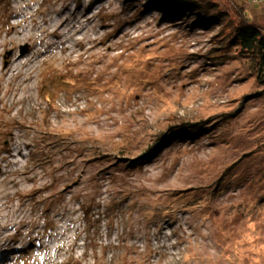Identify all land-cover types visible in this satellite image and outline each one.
<instances>
[{
  "label": "rangeland",
  "instance_id": "rangeland-1",
  "mask_svg": "<svg viewBox=\"0 0 264 264\" xmlns=\"http://www.w3.org/2000/svg\"><path fill=\"white\" fill-rule=\"evenodd\" d=\"M252 4L0 0V264H264Z\"/></svg>",
  "mask_w": 264,
  "mask_h": 264
},
{
  "label": "trees",
  "instance_id": "trees-1",
  "mask_svg": "<svg viewBox=\"0 0 264 264\" xmlns=\"http://www.w3.org/2000/svg\"><path fill=\"white\" fill-rule=\"evenodd\" d=\"M167 1H176V0H167ZM233 1V0H230ZM243 2L250 3V0H242ZM261 3V0H260ZM255 6L252 4L250 8ZM263 6H255V11H262ZM264 11V10H263ZM239 23L236 25L230 40L235 43V45L239 48V52L241 56L251 57L255 59L256 66H255V75L258 74L259 83L264 84V28L255 24L252 20L248 18L245 13L241 11L239 12ZM262 14H264L262 12ZM249 15V14H248ZM257 59V60H256ZM258 72V73H257ZM264 87V86H263ZM225 115L216 114L211 117L214 118V124L217 122H226L224 119ZM224 119V120H223ZM207 119H203L205 122ZM186 121V120H185ZM203 121L201 123H203ZM198 123H191V122H183L175 125L169 126L166 130L161 132L153 145L147 148L144 152H142L138 157L132 159L130 162L132 163L131 167L139 168L142 165L151 163L154 158L158 156L159 153L163 150L164 147L161 144L165 143L166 140L171 139L172 137L183 138L187 135L186 140L197 139L201 131H194L193 127L200 126ZM172 142V140H171ZM167 145V144H166ZM161 148V149H160ZM240 160V159H239ZM239 160H237L232 166H234ZM224 174L217 179V182H221Z\"/></svg>",
  "mask_w": 264,
  "mask_h": 264
},
{
  "label": "bare ground",
  "instance_id": "bare-ground-1",
  "mask_svg": "<svg viewBox=\"0 0 264 264\" xmlns=\"http://www.w3.org/2000/svg\"><path fill=\"white\" fill-rule=\"evenodd\" d=\"M161 1H162L163 4H165V3L167 2V0H161ZM153 9H155V8H153ZM60 17H61V16H60ZM60 17H59V18H60ZM63 23H66V21H64ZM254 100H256L255 97H254ZM195 131H198V130H195ZM186 138H187V135H185L182 139L185 140ZM171 140H172V142H173V141L177 140V137H172L171 139L169 138V140H166L167 145L171 143ZM3 257H4V256H3ZM7 259H8V257L6 256V258H2L1 260L6 261Z\"/></svg>",
  "mask_w": 264,
  "mask_h": 264
},
{
  "label": "water",
  "instance_id": "water-1",
  "mask_svg": "<svg viewBox=\"0 0 264 264\" xmlns=\"http://www.w3.org/2000/svg\"><path fill=\"white\" fill-rule=\"evenodd\" d=\"M8 56V55H7Z\"/></svg>",
  "mask_w": 264,
  "mask_h": 264
}]
</instances>
